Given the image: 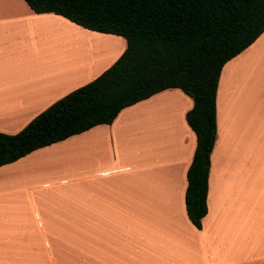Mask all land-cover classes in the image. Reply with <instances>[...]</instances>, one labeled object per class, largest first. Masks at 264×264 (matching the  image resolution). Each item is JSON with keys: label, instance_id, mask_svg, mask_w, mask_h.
<instances>
[{"label": "crops", "instance_id": "1", "mask_svg": "<svg viewBox=\"0 0 264 264\" xmlns=\"http://www.w3.org/2000/svg\"><path fill=\"white\" fill-rule=\"evenodd\" d=\"M124 49L121 37L0 0V133ZM191 107L167 89L0 166V264H264V32L219 72L199 229L184 209Z\"/></svg>", "mask_w": 264, "mask_h": 264}, {"label": "trees", "instance_id": "2", "mask_svg": "<svg viewBox=\"0 0 264 264\" xmlns=\"http://www.w3.org/2000/svg\"><path fill=\"white\" fill-rule=\"evenodd\" d=\"M22 1L35 14L57 15L83 29L121 37L125 49L99 76L51 104L19 132L0 133V166L109 125L122 109L178 89L192 102L184 115L195 137L184 209L199 229L206 213L219 72L264 32V0Z\"/></svg>", "mask_w": 264, "mask_h": 264}, {"label": "water", "instance_id": "3", "mask_svg": "<svg viewBox=\"0 0 264 264\" xmlns=\"http://www.w3.org/2000/svg\"><path fill=\"white\" fill-rule=\"evenodd\" d=\"M202 155H204V152L202 151Z\"/></svg>", "mask_w": 264, "mask_h": 264}]
</instances>
